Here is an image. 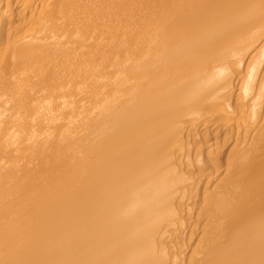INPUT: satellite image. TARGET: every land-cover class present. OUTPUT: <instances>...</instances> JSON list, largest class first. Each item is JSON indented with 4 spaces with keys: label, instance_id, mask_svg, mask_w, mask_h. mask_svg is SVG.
Listing matches in <instances>:
<instances>
[{
    "label": "bare ground",
    "instance_id": "1",
    "mask_svg": "<svg viewBox=\"0 0 264 264\" xmlns=\"http://www.w3.org/2000/svg\"><path fill=\"white\" fill-rule=\"evenodd\" d=\"M0 264H264V0H0Z\"/></svg>",
    "mask_w": 264,
    "mask_h": 264
},
{
    "label": "rangeland",
    "instance_id": "2",
    "mask_svg": "<svg viewBox=\"0 0 264 264\" xmlns=\"http://www.w3.org/2000/svg\"><path fill=\"white\" fill-rule=\"evenodd\" d=\"M15 23H16V22H15ZM234 100H236V99H233L231 102H232V103L235 102ZM237 101H239V100L237 99L236 102H237ZM247 101H249V100H247ZM216 103H217V102H216ZM239 103H240V106H241L242 101H241V102H238V105H237V103H236V104H234V103L231 104V103H230V105H231V106L233 105V106L235 107V106H239ZM218 104H220V103H218ZM218 104H217V106H216V104L214 105V106H216L215 108L218 107ZM220 105H221V104H220ZM248 105H249V106H248ZM248 105H247V103H246V104H242V108L240 107L241 110H242L243 108L246 109L244 115L246 114V112L248 113V112L250 111V110H248V108H251V107H250V104H248ZM221 106H222V105H221ZM231 106H228V107H229V110H230ZM243 106H244V107H243ZM245 106H246V107H245ZM247 106H248V107H247ZM228 107H223V106H222V110H223L224 108L228 109ZM234 107H233V109H234ZM219 108H220V109H219ZM235 108H236V107H235ZM240 108H239V109H240ZM213 109H214V108H213ZM217 109H218L219 116H218V113H217V112H214L212 109H210V110L213 111L212 113H214L215 115H214V114H211V113H210L211 111H208V110H207V111L212 115V116L210 115L211 118H212L213 115H214V117L212 118L213 121L210 122L209 124H207V125H210L211 128H210V126L205 125V126H207V128H208V129H207V128L204 126V124H203V126H204V129H203V128H202V124H201V123H202V120H200L201 122H199V123H200L201 126H199L198 123H197L198 125H196V127L198 126L197 129H199L200 131L197 130L195 127L192 128V129H188V128H187L188 130H187V129H183V130L181 131V133L184 132V131H185V132L182 133L181 136L178 135V136H180V140H178L179 138L177 137L178 139L176 138V140H175L176 143H175V144H176V146H178L177 148L180 149V150L184 149V148H182V149L180 148L181 145H182L181 147L186 146L185 149H186V148H187V149L189 148V149H188V150L186 149L185 151L182 150L183 152H182V151H179V150L177 149L178 153H176V158L179 156L178 154L180 153V156H182V161H186V163L188 164V162H189L188 158L185 159L184 157H188V156H189L190 159H191V158L193 159L192 156H194V159H195V156H196V155H199L200 153H201V155H202V153L204 152V153H203L204 155H202V157H200V158L203 160V159L206 158V157H205V153L207 154L208 151L211 150L210 148L213 147V148H212L213 153H214V154H213V158H214V155H215V160H216V161H218V160L220 161V160H224L223 157H225V159H226V156H228V154H231V153L233 152L232 149H234V148H233V147L230 148V147L233 146V145H235V139H238V137H240V135H241L240 133H242L241 131H239V130L237 129V126H238V125H243L244 123L246 124V122H247V118H246V117L240 112L239 109L237 110V108H236L237 114H240V113H241L240 115H242V119H241V116H240L239 121L241 120L240 122H243V121H245V122H243V124H242V123H240L239 121H238V122H233V123L230 121L229 124H228L227 122H228L229 120L227 121V120H226V119H227L226 117L228 116V114H229L231 111L234 113V110L231 108V111L228 113V110H227V112H225L226 109H224L223 112H222V111H219V110H221V107H220V106H219ZM217 109H215V111H216ZM247 110H248V111H247ZM236 111H235V113H236ZM238 111H239V113H238ZM243 111H244V110H243ZM220 112H221L222 114H220ZM205 113H206V112H205ZM209 113H208V114H209ZM223 113H225V114L228 113V114L223 115ZM233 113H231L230 115H232ZM262 113H263V111H262ZM208 114H207L206 116H208ZM216 115H217V116H216ZM221 115H223V116H225V117L223 118ZM246 116H247V114H246ZM208 117H209V116H208ZM218 117H219V118H218ZM221 117H222V118H221ZM243 117H244V118H243ZM228 118H229V116H228ZM245 118H246V119H245ZM203 119H204V118H203ZM209 119H210V118H209ZM214 119H215V120H214ZM220 119H221V120H220ZM222 119H223V120H222ZM224 119H225V120H224ZM219 120L222 121V122L220 123ZM224 121H226V123H224ZM211 123H212V124H211ZM213 123H215V124H213ZM222 123H223V124H222ZM236 123H237V124H236ZM238 123H239V124H238ZM220 124H221L222 126H221ZM226 124H227V125H226ZM216 125H217L218 127H217ZM225 125H226V126H225ZM235 125H236V126H235ZM199 127H201V128H199ZM223 127H224V128H223ZM225 127H226V129H225ZM228 127H230V128H228ZM194 129H196L197 131L194 130ZM228 129H229V130H228ZM189 130H190L191 133H189ZM191 130H192V131L194 130V131L192 132ZM202 130H203L204 133L202 132ZM222 130H223V131H222ZM186 131H188L187 134H185ZM195 131H196V132H195ZM207 131H208V132H207ZM216 131H217V132H216ZM219 131H220V132H219ZM225 131H226V132H225ZM235 131H236V132H235ZM252 131L254 132L255 129H253ZM252 131L250 132V135L248 136L249 139H250V137L253 135V132H252ZM206 132H207L208 134H207ZM222 132H223V133H222ZM233 132H234V133H233ZM188 133H189V134H188ZM202 133H203V134H202ZM231 133H232V134H231ZM235 133H237V135H236ZM251 133H252V134H251ZM183 134H184V136H183ZM204 134H205V135H204ZM217 134H218V135H217ZM227 134H228V135H227ZM208 135H209V136H208ZM182 136H183V137H182ZM188 136H189V137H188ZM194 136H195V137H194ZM204 136H205V138H207V139H205V140L208 141V142L206 141V143L204 142L205 145H204L203 142H202V141H203V140H202V137L204 138ZM229 136H231V137H229ZM237 136H238V137H237ZM184 137H185V139H183ZM196 137H197V138H196ZM199 137H200V139H201L202 141L199 139ZM224 137H225V139H224ZM226 137H228V138H226ZM236 137H237V138H236ZM181 138H182V140H185L186 143L188 142L187 145H190V144H191V145L187 147V145H185V141H184V144L182 143ZM192 138H193V140L191 141ZM234 138H235V139H234ZM251 138H253V136H252ZM187 139H188V140H187ZM227 139L230 140L231 142H230V141H229V142H225V140H227ZM205 140H204V141H205ZM228 140H227V141H228ZM179 141H181V142L179 143ZM194 141H195V142H194ZM199 141L201 142L202 145L199 144V143H200ZM177 142H178L179 145H177ZM193 142L195 143V145H193V144H194ZM197 142H198V144L201 146V147H200L201 150H200V148H199V145L196 144ZM223 142H225V144L222 146ZM233 142H234V144H232ZM189 143H190V144H189ZM208 143H209V145H210L209 150H208ZM226 143H227V145H226ZM206 144H207V147H206ZM231 144H232V145H231ZM183 145H184V146H183ZM197 145H198V146H197ZM203 145H204V146H203ZM228 145H229V147H228ZM191 146H192V147H191ZM194 146H195L196 150H195ZM221 146H222L223 148H221ZM225 146H226L227 149L225 148ZM197 147H198L199 149H197ZM202 147H203V148H202ZM190 148H191V149H190ZM206 148H207V149H206ZM214 148H215V149H214ZM228 148H229V149H228ZM192 149H193V150H192ZM203 149H205L207 152H205V150H203ZM224 149L227 150V151H225ZM230 149H231L232 152L230 151ZM189 150H190V153H188ZM197 150H198V151H197ZM199 150H200L201 152H199ZM212 150H211V151H212ZM222 150H223V151H222ZM228 150H229V151H228ZM177 151H176V152H177ZM196 151H197L199 154H194V153H196ZM202 151H203V152H202ZM214 151H216V152H214ZM185 152H187V153L190 154L191 156L188 155V154H186V155H188V156H186V155H185ZM222 152H223V154H222ZM228 152H230V153H228ZM181 153H183V154L181 155ZM217 153L220 154V155H218ZM221 154H222V155H221ZM225 154H226V155H225ZM184 155H185V156H184ZM201 155H199V156H201ZM199 156H198V157H199ZM216 156H217V157L220 156L219 159H216V158H217ZM198 157L196 156V158H197V160H196L197 162H196V163H195V160H194V159H193V160L191 159V160L194 161V162H193V163H192V161L189 162V164L191 163V165H192V166L190 165V167H189V164H188V166L185 167L184 165H187V164H184V165H183L184 162H182L181 164L183 165V169H182V170L180 169V171L183 173L184 169L187 170V168H190V172H188V171H189V169H188V171H186V173H185V171H184V173H185L186 175L189 174V173H190V175H191V174H196L197 171H198V168L200 167L199 164L202 163V161H201L200 159H198ZM180 158H181V157H179V159H180ZM221 158H223V159H221ZM177 159H178V158H177ZM183 159H184V160H183ZM199 160H200V162H198ZM216 161H215V162H216ZM219 161H218V162H219ZM197 163H198V164H197ZM207 163H208V162H207ZM207 163H206V164H207ZM219 163H222V161H220ZM219 163H216V166H217V164H219ZM224 163H225V160H224L223 164H224ZM193 164H197V165H193ZM206 164H204V166H205ZM200 165H201V169H202V167H204V166H202L203 163L200 164ZM208 165L210 166V163H208L206 166H208ZM193 166H195V168H196V169H195V172H194V167H193ZM198 166H199V167H198ZM219 166H222V167H218V166H217V168L221 170V169L223 168V165H222V164H219ZM197 167H198V168H197ZM205 168H206V167H204V169H205ZM207 168H208V167H207ZM207 168H206V169H207ZM201 169H200V170H201ZM206 169H205V170H206ZM196 170H197V171H196ZM200 170H199V171H200ZM192 171H193V172H192ZM187 172H188V173H187ZM191 172H192V173H191ZM201 172H202V173H205V172H203V170H201V171L198 172V173H201ZM206 173H207V171H206ZM208 173H210V171H208ZM177 199H178V198H176V199L174 200V201L177 202V203H178V202L181 203L182 201L185 203V200H186V202H189L188 199H182L181 201H179V200L176 201ZM175 202H174V204L176 205ZM183 202H182V203H183ZM182 203H181V204L178 203L179 206H180L179 208L175 206L177 209H180V210H181L180 212H182L183 209H184V211H186V209H187V207H188L187 205H192L193 201L191 200V201L189 202V204L187 203V205H186L185 207H182V209H181V206H183V204H184V203H183V204H182ZM178 204H177V206H178ZM193 204H194V203H193ZM184 205H185V204H184ZM184 211H183V213H184L183 216H186L187 214L185 215L186 212H184ZM195 212H196V210H195ZM178 215H179V214H178ZM175 217L177 218V216H175ZM182 218H183V217H182ZM186 230H187V231H186ZM183 231H184V230H183ZM183 231H182L183 234L186 232L185 235H184V237H185L186 239L183 238V239H184V242H186V241L188 240L187 237L189 238L188 235L191 234L192 232H191V230H188V229H185V232H183ZM188 233H189V234H188ZM186 234H187V237H186ZM179 235H180V234H179ZM179 235H178L176 238H170V240H168V241H169L168 243L170 244L172 240H175V239H176L174 243L172 242V243L170 244L171 246L174 245V247H176L175 243H176V244H180L181 242H183L182 237H180ZM179 237L182 239V241H181V240H178V241H177V239H179ZM171 239H172V240H171ZM185 240H186V241H185ZM176 241H177L178 243H177ZM180 241H181V242H180ZM179 242H180V243H179ZM186 244H188V241L186 242ZM186 244H184L183 247H184ZM170 245H169V247H170ZM174 247H170L171 250L174 249V250L177 251V253H179V254H180L181 250H183V247L181 248V250H180V246H179V248H178V246H177V248H174ZM170 248H169V250H170ZM179 250H180V251H179ZM169 257L171 258V256H169Z\"/></svg>",
    "mask_w": 264,
    "mask_h": 264
}]
</instances>
